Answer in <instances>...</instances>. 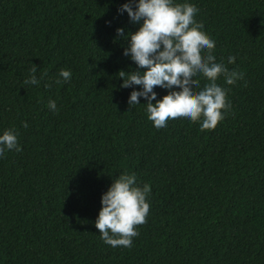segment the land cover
Masks as SVG:
<instances>
[{
	"label": "trees",
	"instance_id": "1",
	"mask_svg": "<svg viewBox=\"0 0 264 264\" xmlns=\"http://www.w3.org/2000/svg\"><path fill=\"white\" fill-rule=\"evenodd\" d=\"M128 2L0 0V136L15 129L21 148L0 157V264H264V0H173L199 9L216 61L244 73L217 78L231 109L205 131L186 117L156 129L143 97L129 108L142 88L116 76L137 68ZM32 65L38 85L23 83ZM194 79L197 93L209 82ZM125 172L150 207L133 246L113 248L95 223Z\"/></svg>",
	"mask_w": 264,
	"mask_h": 264
},
{
	"label": "clouds",
	"instance_id": "2",
	"mask_svg": "<svg viewBox=\"0 0 264 264\" xmlns=\"http://www.w3.org/2000/svg\"><path fill=\"white\" fill-rule=\"evenodd\" d=\"M117 11L121 15L127 12L130 22L140 25L137 32L124 37L129 43L123 55L130 57L137 68L128 72L120 70L116 74L123 81L121 88H142L130 93L129 108L139 104V98L143 97L147 101L148 119L154 122L156 129L166 127L169 119L180 117L199 122L201 131L215 129L225 118L222 110L231 109L226 100L228 89L218 85L217 78L222 76L227 85H234L237 80L244 79V73L229 70L223 62L216 61L215 41L202 30L203 23L194 20L199 9L189 3L173 4V0H139L138 3L129 0ZM124 31L118 28L117 37L123 36ZM235 59L229 56L228 63H235ZM29 72V78L23 83L38 85L37 67L32 65ZM198 74L209 82L197 93L194 89L200 85L194 77ZM59 76L69 82L72 73L61 69ZM60 82L59 79L55 81ZM155 87L166 89L168 94L158 100ZM174 87L180 91L173 90ZM48 108L59 112L53 100H49ZM23 126L27 128L28 125L24 123ZM17 137L13 128L4 131L0 136V157L6 151H21ZM150 191L148 184L138 185L135 173L125 172L113 181L101 197L102 207L95 223L105 244L113 248L133 246V238L139 235L136 226L144 224L149 213L146 198Z\"/></svg>",
	"mask_w": 264,
	"mask_h": 264
}]
</instances>
